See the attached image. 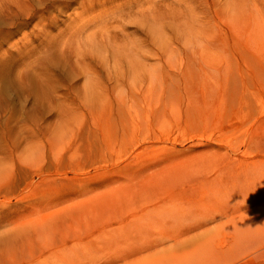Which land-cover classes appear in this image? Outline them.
<instances>
[{
	"label": "rangeland",
	"instance_id": "374dc122",
	"mask_svg": "<svg viewBox=\"0 0 264 264\" xmlns=\"http://www.w3.org/2000/svg\"><path fill=\"white\" fill-rule=\"evenodd\" d=\"M263 184L264 0H0V264H264Z\"/></svg>",
	"mask_w": 264,
	"mask_h": 264
},
{
	"label": "bare ground",
	"instance_id": "6f19581e",
	"mask_svg": "<svg viewBox=\"0 0 264 264\" xmlns=\"http://www.w3.org/2000/svg\"><path fill=\"white\" fill-rule=\"evenodd\" d=\"M93 74H94V73H93ZM93 74H92V75H93ZM153 77H154V76H153ZM150 78H151V77H150ZM151 79H152V78H151ZM150 81H151V80H150ZM153 81H154V80H153ZM153 81H152V82H153ZM134 82H135V81H134ZM138 82H140V83H141V86H142V82H144V81L139 80ZM152 82H151L149 85H152L153 88H154V85H153L154 82H153V84H152ZM135 83H136V82H135ZM135 83L133 84L134 86L132 85L133 87H135V85H136ZM140 83L138 84L139 87H140ZM159 83H160V82H159ZM147 85H148V83H147ZM149 85H148V87H149ZM145 86H146V84L143 86V87H144L143 90H144V89L147 90V89H146L147 87H145ZM133 87H132V88H133ZM139 87H138V88H139ZM135 88H136V87H135ZM135 88H133V89L135 90ZM138 88H137V90H138ZM150 88H151V87H150ZM150 88H148V91H149ZM130 89H131V88H130ZM131 90H132V89H131ZM131 90L129 91L130 93H131ZM137 90H135V92H136ZM140 90L142 91L141 87H140ZM140 90H139V91H140ZM145 90H144V91H145ZM153 90H154V89H153ZM141 91H140V92H141ZM151 91H152V89H151ZM151 91H149L150 94H151ZM132 92H133V91H132ZM149 92L146 93V91H145V95L148 94L149 97H150ZM136 93H137V92H136ZM143 93H144V92H143ZM143 93H142V95H143ZM153 93H154V92L152 91L151 96L153 95ZM137 94H138V93H137ZM145 95H144V97H145ZM123 102H124V101H123ZM121 103H122V102H121ZM130 104H131V103H130ZM146 104H147V103H146ZM125 107H126V106H125ZM131 107H132V106H131ZM123 109H124V108H123ZM181 139H182V138H181ZM167 140H168V139H167ZM173 140H174V139H173ZM174 141H175V140H174ZM174 141H173V142H174ZM170 142H171V141H170ZM150 148H151V147H150ZM163 150H164V149H163ZM140 151H141V150H140ZM138 152H139V151H138ZM249 153H251V152H249ZM252 154H253V153H252ZM242 155H244V154H242ZM245 155H246V154H245ZM138 157H139V156H138ZM234 158H235V157H234ZM133 162H134V161H133ZM253 163H254V162H252V164H253ZM255 164H256V163H255ZM257 164H258V163H257ZM114 167H115V166H114ZM263 185H264V184H263ZM262 196H263V195H262ZM258 199H259V198H258ZM263 199H264V198H263ZM260 200H262V199L260 198ZM260 200H259V201H260ZM262 201H263V203H264V200H262ZM253 202H254V203H257V200H255V201L253 200ZM249 203H250V202H249ZM242 204L244 205V202H243ZM260 204H261V203H260ZM243 205H242V206H243ZM245 205H246V204H245ZM248 205H249V204H247L246 206H248ZM240 206H241V204H240ZM244 207H245V206H244ZM244 207H243V208H244ZM248 207H249V206H248ZM250 207H251V206H250ZM243 208H241L240 211H244ZM244 209H245V208H244ZM260 209H261V208H260ZM153 210H154V209H153ZM237 210L239 211L238 208H237ZM245 210H247V209H245ZM240 211L238 212V214L241 213ZM152 212H153V213H152ZM234 212H236V211H234ZM248 212H249V211H248ZM257 212H258V210H257ZM148 213H149V211L147 210L145 214H148ZM150 213L154 215V211H151ZM232 213H233V212H232ZM261 213H262V212H261ZM145 214H144V215H145ZM236 214H237V213H236ZM249 214H250V213H249ZM125 215H126V214H125ZM231 215H233V214H231ZM49 216H50V215H49ZM148 216H150V214H149ZM175 216H176L177 219L186 220V216H184V214H182V212H181V213H178V214H175V215H173L172 217H175ZM4 217H5V216H2V215H1V217H0V222H4V221H3V220H4V219H3ZM144 217H145V216H144ZM215 217H216V216H215ZM70 218H71V217H70ZM51 219H52V218H51ZM51 219H49V220H51ZM213 219H214V218H213ZM207 221H208V220H207ZM6 222H7V221H6ZM203 222H204V221H203ZM2 224H3V223H2ZM46 225H49V226H50L51 224L46 223ZM11 226H12V227H11ZM28 226H29V224H27L25 221H24V223H21L20 221H15V222H13V223H6L5 225H2V226H1V224H0V229H4V231L0 230V242H1V241H4V243H5V241L9 240L10 234H21V233H24V231H25V230H24V227H26V230H27V229H28ZM35 226H36L35 229H39L42 225H35ZM44 226H45V225H44ZM7 227H11L12 230H10V229H6ZM101 230H102V229H101ZM1 231H2V232H1ZM89 236H90V235H89ZM89 236H88V237H89ZM69 239L72 240L73 238H72V237H69ZM62 241H63V240H62ZM62 241H61V242H62ZM72 241H73V240H72ZM75 241H76V240H75ZM61 244H64V243H61ZM61 244H60V246H61ZM54 247H55V246H54ZM56 247H57V246H56ZM56 247H55V248H56ZM55 248H54V249H55ZM54 249H53V250H54ZM57 249H59V247H58ZM140 249H141V248H140ZM48 252H49V251H48ZM48 252H47V253H48ZM136 252H137V251H136ZM143 252H144V251H143ZM47 253H46V254H47ZM49 253H50V252H49ZM40 254H43V250L40 251ZM53 254H54V253H53ZM41 256H42V255H41ZM41 256H40V257H41ZM48 256H49V255H48ZM52 256H53V255H52ZM136 256H137V255H136ZM55 257H56V255H55ZM37 258H39V257H37ZM37 258H36V259H37ZM5 259H6V258H5ZM36 259H34V260H36ZM44 259H45V258H44ZM114 259H115V258H114ZM6 260H7V259H6ZM8 260H9V259H8ZM45 260H46V259H45ZM42 261H43V259H42ZM46 262H47V261H45L44 264H47ZM107 262H108V261H107ZM19 263H21V262L18 261V263H13V264H19ZM40 263H42V262H40ZM9 264H11V263H9Z\"/></svg>",
	"mask_w": 264,
	"mask_h": 264
}]
</instances>
